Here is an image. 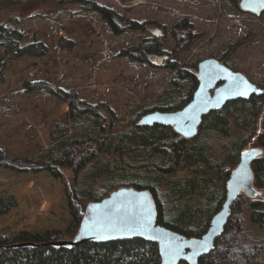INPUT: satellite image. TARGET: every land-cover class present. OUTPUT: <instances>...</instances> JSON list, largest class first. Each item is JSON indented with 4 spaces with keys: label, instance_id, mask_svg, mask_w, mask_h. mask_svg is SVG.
<instances>
[{
    "label": "rangeland",
    "instance_id": "1",
    "mask_svg": "<svg viewBox=\"0 0 264 264\" xmlns=\"http://www.w3.org/2000/svg\"><path fill=\"white\" fill-rule=\"evenodd\" d=\"M84 1L92 5L82 7L83 0H62L60 6L46 0L0 3V157L40 164L33 170L0 165V234L73 236L78 223L70 212V194L78 173L58 168L45 155L58 141L57 129L72 118L71 97L108 105L117 118L110 129L118 132L137 123L143 112L186 105L205 58L218 59L264 90V12L243 13L233 0ZM108 12L118 19L109 22ZM125 20L139 27L113 32V23L121 26ZM158 38V58L131 54ZM39 43L42 54L26 53ZM260 113L257 131L264 104ZM96 132L87 128L89 135ZM254 140H243L239 154L260 147ZM232 142L217 136L208 148L222 157ZM176 176L193 174L184 169Z\"/></svg>",
    "mask_w": 264,
    "mask_h": 264
},
{
    "label": "trees",
    "instance_id": "2",
    "mask_svg": "<svg viewBox=\"0 0 264 264\" xmlns=\"http://www.w3.org/2000/svg\"><path fill=\"white\" fill-rule=\"evenodd\" d=\"M8 1L0 0V3ZM48 1L59 6L62 2ZM233 2L237 4L239 0ZM90 5L86 2L81 6ZM108 18L111 22L118 19V16L108 12ZM124 22L120 23L121 26L113 23V32L120 34L127 26L139 27L132 21ZM160 43L159 38L152 39L131 54L142 60L158 58ZM25 51L40 55L44 52V46L40 43L29 45ZM263 104L264 95L230 101L204 116L198 133L187 138L175 133L170 127L160 124L140 126L138 122L114 132L110 126L117 118L108 105L86 103L74 96L69 106L72 118L67 122L68 125L57 129L58 141L54 147L47 149L45 155L58 168H70L72 172L78 173L76 185L70 194L74 198L70 212L78 224L84 213L81 206L83 202L98 200L117 185H127L148 189L152 193L158 224L186 236H200L221 206L225 196V182L233 165L239 160L238 151L243 140L254 138L263 149L262 155L252 165L254 186L260 194L258 197L242 194L236 198L224 231L215 240L211 253L202 257L200 263L264 264V199L260 198L261 189H264V116L261 117L260 131L255 127ZM172 106L165 105L161 110L171 111ZM89 126L97 129V132L87 134ZM70 129L72 131L67 135ZM217 136L233 139L222 157L214 155L208 148ZM0 165L17 170L40 168V164L34 160L10 156L0 157ZM184 169L191 171L193 176L177 177L176 174ZM216 205L217 210L214 209ZM76 231L77 228L72 234ZM65 236H69L68 232L65 235L29 231L0 234V264L160 262L157 245L141 239L84 242L70 248L46 244L52 240L66 239ZM17 243H33L35 246L14 247Z\"/></svg>",
    "mask_w": 264,
    "mask_h": 264
},
{
    "label": "water",
    "instance_id": "3",
    "mask_svg": "<svg viewBox=\"0 0 264 264\" xmlns=\"http://www.w3.org/2000/svg\"><path fill=\"white\" fill-rule=\"evenodd\" d=\"M243 5V6H242ZM240 11L254 16L264 12L257 0H239ZM156 33H160L156 31ZM197 86L191 100L182 108L171 111L147 112L138 120L140 126L163 125L183 137L198 133L203 117L235 100L261 96L264 90L239 71H234L210 57L198 63ZM240 92L246 94L240 95ZM260 147L242 150L239 160L225 182L224 199L212 215L205 232L200 236H186L157 223V207L148 189L121 186L98 200L87 202L77 231L72 238L58 239L46 244L73 247L84 242L141 239L157 245L159 264H201L200 259L211 253L217 237L224 231L231 214V206L239 195L256 197L253 163L262 155ZM14 247L35 246L17 243Z\"/></svg>",
    "mask_w": 264,
    "mask_h": 264
},
{
    "label": "snow or ice",
    "instance_id": "4",
    "mask_svg": "<svg viewBox=\"0 0 264 264\" xmlns=\"http://www.w3.org/2000/svg\"><path fill=\"white\" fill-rule=\"evenodd\" d=\"M257 2L261 3L262 5H264V0H257ZM242 6H243V5H242ZM239 94H240V95H244V94H246V93H244V92H240Z\"/></svg>",
    "mask_w": 264,
    "mask_h": 264
},
{
    "label": "flooded vegetation",
    "instance_id": "5",
    "mask_svg": "<svg viewBox=\"0 0 264 264\" xmlns=\"http://www.w3.org/2000/svg\"><path fill=\"white\" fill-rule=\"evenodd\" d=\"M198 130H199V128H198Z\"/></svg>",
    "mask_w": 264,
    "mask_h": 264
}]
</instances>
